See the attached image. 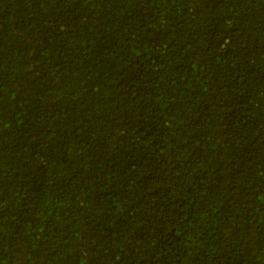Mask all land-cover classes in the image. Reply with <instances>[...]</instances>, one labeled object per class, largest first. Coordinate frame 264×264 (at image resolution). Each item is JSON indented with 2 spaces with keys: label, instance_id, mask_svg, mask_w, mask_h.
Segmentation results:
<instances>
[{
  "label": "trees",
  "instance_id": "16d2710c",
  "mask_svg": "<svg viewBox=\"0 0 264 264\" xmlns=\"http://www.w3.org/2000/svg\"><path fill=\"white\" fill-rule=\"evenodd\" d=\"M0 264H264V0H0Z\"/></svg>",
  "mask_w": 264,
  "mask_h": 264
}]
</instances>
